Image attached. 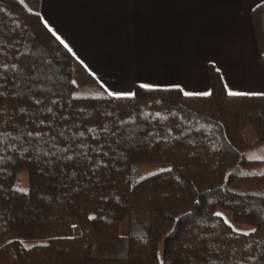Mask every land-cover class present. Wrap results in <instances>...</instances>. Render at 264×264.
<instances>
[{
  "label": "trees",
  "instance_id": "trees-1",
  "mask_svg": "<svg viewBox=\"0 0 264 264\" xmlns=\"http://www.w3.org/2000/svg\"><path fill=\"white\" fill-rule=\"evenodd\" d=\"M249 21L264 65V1ZM72 68L0 0V264H264V159L241 157L264 142V95L227 93L211 65L205 95H76Z\"/></svg>",
  "mask_w": 264,
  "mask_h": 264
},
{
  "label": "crops",
  "instance_id": "crops-1",
  "mask_svg": "<svg viewBox=\"0 0 264 264\" xmlns=\"http://www.w3.org/2000/svg\"><path fill=\"white\" fill-rule=\"evenodd\" d=\"M20 1L72 56L81 95L129 96L135 86L205 95L208 65L227 93L264 95L249 21L264 0Z\"/></svg>",
  "mask_w": 264,
  "mask_h": 264
},
{
  "label": "rangeland",
  "instance_id": "rangeland-1",
  "mask_svg": "<svg viewBox=\"0 0 264 264\" xmlns=\"http://www.w3.org/2000/svg\"><path fill=\"white\" fill-rule=\"evenodd\" d=\"M76 83L75 94L81 95L86 92L81 88L80 82L74 80ZM243 137L246 141H250L253 137V132L250 127H247L243 130ZM242 158H256V159H264V142L259 143L257 145L251 146L244 151L241 152ZM168 165L165 163H153V164H141L135 165L133 167V176L136 178L144 177L146 175L157 172L158 170L166 168ZM215 212L221 214L226 221H228L236 230L238 231H248L251 229V226L242 224V223H234L231 220L229 212L221 207H216Z\"/></svg>",
  "mask_w": 264,
  "mask_h": 264
},
{
  "label": "snow or ice",
  "instance_id": "snow-or-ice-1",
  "mask_svg": "<svg viewBox=\"0 0 264 264\" xmlns=\"http://www.w3.org/2000/svg\"><path fill=\"white\" fill-rule=\"evenodd\" d=\"M145 87H147V86H145Z\"/></svg>",
  "mask_w": 264,
  "mask_h": 264
}]
</instances>
